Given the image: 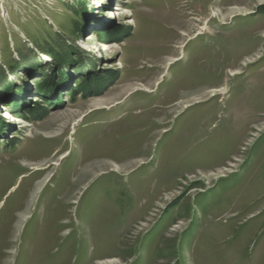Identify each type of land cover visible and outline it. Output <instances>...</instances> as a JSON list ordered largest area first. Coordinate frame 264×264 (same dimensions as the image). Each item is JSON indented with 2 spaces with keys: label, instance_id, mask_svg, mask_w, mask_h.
I'll return each instance as SVG.
<instances>
[{
  "label": "rangeland",
  "instance_id": "374dc122",
  "mask_svg": "<svg viewBox=\"0 0 264 264\" xmlns=\"http://www.w3.org/2000/svg\"><path fill=\"white\" fill-rule=\"evenodd\" d=\"M0 264H264V0H0Z\"/></svg>",
  "mask_w": 264,
  "mask_h": 264
},
{
  "label": "trees",
  "instance_id": "16d2710c",
  "mask_svg": "<svg viewBox=\"0 0 264 264\" xmlns=\"http://www.w3.org/2000/svg\"><path fill=\"white\" fill-rule=\"evenodd\" d=\"M51 51V50H50Z\"/></svg>",
  "mask_w": 264,
  "mask_h": 264
}]
</instances>
